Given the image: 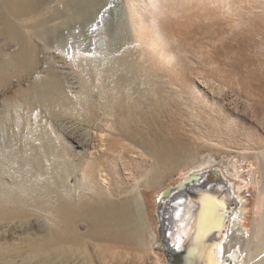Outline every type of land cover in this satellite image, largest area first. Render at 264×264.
<instances>
[{"label":"bare ground","instance_id":"obj_1","mask_svg":"<svg viewBox=\"0 0 264 264\" xmlns=\"http://www.w3.org/2000/svg\"><path fill=\"white\" fill-rule=\"evenodd\" d=\"M106 1L109 11L121 3ZM132 1L127 19L118 14L107 43L90 56L79 30L98 22L105 2L0 0V39H5L0 84L12 81L18 68L31 71L47 52L69 80L66 86L53 73L37 91H19L6 102L0 225L39 227L20 244L0 243V264H156L157 244L172 264H264V147L256 150L263 174L261 210L250 236L238 222L246 214L245 202L211 161L161 191L155 218L161 232H156L144 190L160 188L196 153L185 151L174 128L163 124L162 114L172 112L169 101L151 100L148 73L137 64L131 44L152 36ZM67 51L81 54L72 63L80 78L67 70ZM204 133L202 138L213 140ZM127 150L131 160L119 168L115 162L124 161ZM215 203L219 223L206 228L200 206ZM222 206L226 220L225 214L219 217ZM240 245L248 251L246 262Z\"/></svg>","mask_w":264,"mask_h":264},{"label":"rangeland","instance_id":"obj_2","mask_svg":"<svg viewBox=\"0 0 264 264\" xmlns=\"http://www.w3.org/2000/svg\"><path fill=\"white\" fill-rule=\"evenodd\" d=\"M119 1L120 4L113 5L117 9L113 11L107 10L106 1L97 12L98 22L91 29L79 30L83 33L79 40L87 47L83 51L86 54L95 56L102 42L107 43L108 32L115 27L118 14L127 19L131 0L130 3ZM132 3L152 36L150 42L131 44L137 51V64L148 73L151 100L169 101L172 112L162 114L163 124L174 128L185 151L196 153L195 161L165 178L160 188L144 190L151 203L150 216L156 232H161L155 219L161 191L185 180L202 162L211 161L233 182L235 191L245 202L246 214L241 219L238 217V222L246 225L250 236L261 210L258 203L263 178L256 150L264 147V0H156L154 3L133 0ZM4 41L0 39V53ZM65 54L66 65L70 64L69 74L80 78L72 63L82 59L81 54L70 51ZM52 55L50 52L40 55L31 71L18 68L12 81L0 84V126L6 123V102L19 91H37L43 79L53 73L68 85L66 74ZM204 132L213 140L202 138ZM127 153L124 161L115 162L119 168L131 160L133 152L127 150ZM38 227L36 222L0 225V243L20 244L27 236H35ZM239 248L246 262L248 251L242 245ZM155 250L159 255L156 264H172L168 253L158 244Z\"/></svg>","mask_w":264,"mask_h":264},{"label":"water","instance_id":"obj_3","mask_svg":"<svg viewBox=\"0 0 264 264\" xmlns=\"http://www.w3.org/2000/svg\"><path fill=\"white\" fill-rule=\"evenodd\" d=\"M168 190H165L163 193H165V192H167ZM219 203H215V204H213L212 206H207V207H203V206H200V212H199V214H200V217H201V219H202V222L203 223H205V226H206V228H208V227H210L212 224H218L219 223V219H217L216 217H215V213H214V210H216L215 209V207L218 205ZM221 206V205H220ZM219 207V205L217 206V208ZM224 208H223V206L222 207H220V210H219V217H222L224 214H225V217H224V219L226 220V211L225 210H223ZM200 219V220H201ZM205 221H207V222H205ZM224 226V225H223ZM175 230H176V227H175ZM213 232H216V231H212V232H210V234H212ZM210 234L207 236V240H208V238H209V236H210Z\"/></svg>","mask_w":264,"mask_h":264},{"label":"snow or ice","instance_id":"obj_4","mask_svg":"<svg viewBox=\"0 0 264 264\" xmlns=\"http://www.w3.org/2000/svg\"><path fill=\"white\" fill-rule=\"evenodd\" d=\"M176 247L178 248L179 247V244H177Z\"/></svg>","mask_w":264,"mask_h":264}]
</instances>
